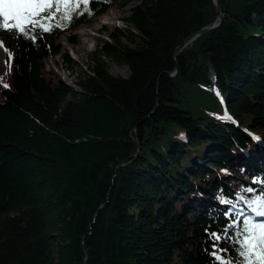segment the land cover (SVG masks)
<instances>
[{"label":"trees","instance_id":"1","mask_svg":"<svg viewBox=\"0 0 264 264\" xmlns=\"http://www.w3.org/2000/svg\"><path fill=\"white\" fill-rule=\"evenodd\" d=\"M219 2L177 56L214 0H96L35 43L0 34V264H214L218 197L252 216L264 195V0ZM130 6L74 87L45 71L61 36Z\"/></svg>","mask_w":264,"mask_h":264},{"label":"snow or ice","instance_id":"2","mask_svg":"<svg viewBox=\"0 0 264 264\" xmlns=\"http://www.w3.org/2000/svg\"><path fill=\"white\" fill-rule=\"evenodd\" d=\"M96 0H0V34L17 36L35 43L41 33L66 28L76 17L91 13ZM55 22V23H53ZM0 49L7 53V70H12L13 53L3 40ZM0 86L10 85L0 76ZM230 119V117H229ZM256 139H259L258 137ZM252 192V188L243 189ZM227 206L226 218L218 231L206 230L208 255L214 264H264V195L247 201L252 216L238 205L245 197L237 193V201L218 197ZM232 253V254H230Z\"/></svg>","mask_w":264,"mask_h":264},{"label":"rangeland","instance_id":"3","mask_svg":"<svg viewBox=\"0 0 264 264\" xmlns=\"http://www.w3.org/2000/svg\"><path fill=\"white\" fill-rule=\"evenodd\" d=\"M131 16V6L121 9L119 7L111 8L108 13L100 18H97L90 25H83L76 30H73L58 40L60 54L57 56H49L44 60L45 71L52 72L55 77L74 87L76 79L89 70V66H94V57L97 52H100L104 47L105 42H110V34L115 28L127 30L128 25L124 22ZM0 40H3V35H0ZM127 43L126 41H124ZM130 45V44H129ZM132 46V45H130ZM66 55L72 60L68 62ZM101 60L109 69L111 75L116 77L128 78L130 70L126 65H118L111 58L101 55ZM6 74L5 56L0 54V76L3 79Z\"/></svg>","mask_w":264,"mask_h":264},{"label":"water","instance_id":"4","mask_svg":"<svg viewBox=\"0 0 264 264\" xmlns=\"http://www.w3.org/2000/svg\"><path fill=\"white\" fill-rule=\"evenodd\" d=\"M214 2H215V5H216V7H217L218 13H219V15H220L219 20H218V23H217V24H213V25H212L211 27H209V28H205V29L201 30L198 34H196V35H194L193 37L189 38V39L183 44V46L179 47V48L176 50V53H175L176 56H177L178 51H180V50H182L183 48H185L188 44L192 43V42H193L194 40H196L198 37H200V36H202V35H205V34L209 33V32L212 31V30L218 29V28L222 25L224 14H223V12H222V8H221V6H220V2H219V0H214ZM136 142H137V141H136ZM140 151H141V149L139 148V152H138V154H140Z\"/></svg>","mask_w":264,"mask_h":264}]
</instances>
